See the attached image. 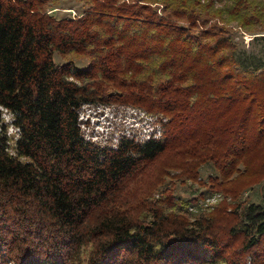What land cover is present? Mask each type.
<instances>
[{"label":"trees","instance_id":"obj_1","mask_svg":"<svg viewBox=\"0 0 264 264\" xmlns=\"http://www.w3.org/2000/svg\"><path fill=\"white\" fill-rule=\"evenodd\" d=\"M53 1L0 0V264H264L263 204L196 215L131 189L166 153L179 181L213 163L218 190L264 164V68L234 32L264 34V0H81L63 18ZM115 102L163 115V136L87 139L82 108Z\"/></svg>","mask_w":264,"mask_h":264},{"label":"rangeland","instance_id":"obj_2","mask_svg":"<svg viewBox=\"0 0 264 264\" xmlns=\"http://www.w3.org/2000/svg\"><path fill=\"white\" fill-rule=\"evenodd\" d=\"M88 6L89 4L81 0H55L48 4L47 10L57 18H63L81 14ZM234 32L239 45L237 56L243 64L253 65L254 68L256 66L264 68V37H261L264 34L255 35L258 37L253 42L252 35H244L240 31ZM72 58L79 67L88 64V58L84 56H73ZM55 61L60 64L68 60L55 55ZM255 63L257 65H254ZM162 116L148 112L139 106L119 102L86 105L80 112L85 137L96 144L113 147L124 136L137 137L138 135L137 138L141 139V136L152 128H161L164 131L163 127L156 123V120L161 119ZM6 120L10 121L9 115H6ZM162 121L163 123L167 121V117H163ZM9 132L12 137H16L13 128H10ZM177 161L178 157L173 153H166L151 167L149 166L147 171L141 173L144 175L142 179H133L131 189L143 185L147 188L148 194L158 197L162 191L170 188L175 196V202L196 200L195 203L190 202L189 205L190 212L196 215L219 211L222 205H227L228 211H232L237 204L264 205V164L259 163L260 160L254 162L246 174L234 172L227 182L222 183L221 190L214 188L210 182V178L219 177V171L213 163L202 162L198 165L197 181H179L177 178L179 171L172 169ZM169 163H173L172 166H169ZM240 169L243 170V167L241 166ZM210 188L215 191L213 194H210ZM206 192L208 194L203 198L202 194Z\"/></svg>","mask_w":264,"mask_h":264},{"label":"built area","instance_id":"obj_3","mask_svg":"<svg viewBox=\"0 0 264 264\" xmlns=\"http://www.w3.org/2000/svg\"><path fill=\"white\" fill-rule=\"evenodd\" d=\"M156 123H159V125L162 126V124L160 122H158V120H156ZM163 134V130H161V128H152V130L150 131H147L146 134H144V136H141V139L140 138H137V137H134L140 141H146V140H149L151 138H155V139H159ZM130 137H133V136H130Z\"/></svg>","mask_w":264,"mask_h":264}]
</instances>
